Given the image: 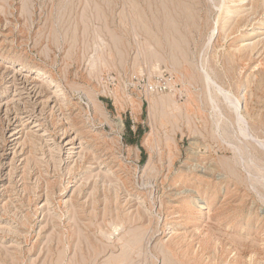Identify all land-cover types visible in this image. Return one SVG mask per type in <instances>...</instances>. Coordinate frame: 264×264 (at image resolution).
<instances>
[{"label":"rangeland","instance_id":"obj_1","mask_svg":"<svg viewBox=\"0 0 264 264\" xmlns=\"http://www.w3.org/2000/svg\"><path fill=\"white\" fill-rule=\"evenodd\" d=\"M200 1L0 0V264H264V0Z\"/></svg>","mask_w":264,"mask_h":264},{"label":"bare ground","instance_id":"obj_2","mask_svg":"<svg viewBox=\"0 0 264 264\" xmlns=\"http://www.w3.org/2000/svg\"><path fill=\"white\" fill-rule=\"evenodd\" d=\"M198 1V0H197ZM200 1V0H199ZM187 2V1H186ZM200 2H202V1H200ZM243 2H244V0H243ZM165 3V2H164ZM167 3V2H166ZM189 3V2H188ZM191 3V2H190ZM203 3V2H202ZM224 3V2H223ZM168 4V3H167ZM172 4V3H171ZM182 4V3H181ZM200 4V3H199ZM189 5V4H188ZM224 5V4H223ZM222 5V6H223ZM227 5V4H226ZM226 5L225 6H223V7H226ZM193 6V5H192ZM191 6V7H192ZM195 6V5H194ZM200 6V5H199ZM204 6V5H203ZM176 7V6H175ZM191 7H189V9L191 8ZM193 8V7H192ZM196 9V8H195ZM227 9V8H226ZM229 9H231V8H229L228 7V10ZM186 10H188V9H186ZM220 10V9H219ZM195 11V10H194ZM221 11H223V8H222V10ZM229 11H231L232 12V10H229ZM228 11V12H229ZM190 12V11H189ZM186 13V12H185ZM192 13V12H191ZM222 13V12H221ZM227 13V12H226ZM230 13V12H229ZM173 14V13H172ZM194 14H196V12L194 13ZM223 14H224V11H223ZM228 14V13H227ZM231 14V13H230ZM182 15V14H181ZM187 15H188V13H187ZM193 15V14H192ZM180 16V15H179ZM183 16V15H182ZM181 16V17H182ZM174 17V16H173ZM222 17V16H221ZM200 19V18H199ZM174 20V19H173ZM181 20V19H180ZM202 20H203V18H202ZM177 21H179V20H177ZM182 21V20H181ZM188 22H189V20H187ZM192 21H193V19H192ZM195 21V20H194ZM183 22V21H182ZM175 23H177V22H175ZM181 23V22H180ZM193 23V22H192ZM185 24V23H184ZM188 24H190V23H188ZM181 25V24H180ZM182 26V25H181ZM189 27V26H188ZM187 27V28H188ZM176 28V27H175ZM179 28V27H178ZM182 28V27H181ZM177 30V29H176ZM182 30V29H181ZM179 31V30H178ZM180 33V32H179ZM50 82V81H49ZM51 84V83H50ZM214 85V84H213ZM211 87V86H210ZM218 90H219V88H218ZM223 92V91H222ZM221 93V92H220ZM226 93V92H225ZM229 94V93H228ZM231 95V94H230ZM224 96V95H223ZM226 96V95H225ZM229 96V95H228ZM227 97V96H226ZM226 97H225V99H226ZM232 98V97H231ZM227 100H228V98H227ZM228 102V101H227ZM232 104H235V103H232ZM215 105V104H214ZM235 106V105H234ZM216 109V108H215ZM238 109V108H237ZM238 111V110H237ZM217 118H219V117H217ZM224 120V119H223ZM239 122H240V120H239ZM243 132H245V130L243 131ZM229 133V132H228Z\"/></svg>","mask_w":264,"mask_h":264}]
</instances>
